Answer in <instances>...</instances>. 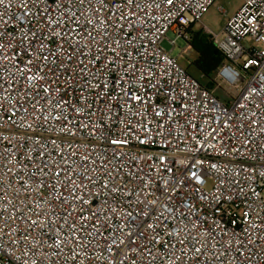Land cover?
I'll list each match as a JSON object with an SVG mask.
<instances>
[{"label": "built area", "instance_id": "obj_1", "mask_svg": "<svg viewBox=\"0 0 264 264\" xmlns=\"http://www.w3.org/2000/svg\"><path fill=\"white\" fill-rule=\"evenodd\" d=\"M215 1L0 3V264H264V0L229 103L172 56Z\"/></svg>", "mask_w": 264, "mask_h": 264}, {"label": "rangeland", "instance_id": "obj_2", "mask_svg": "<svg viewBox=\"0 0 264 264\" xmlns=\"http://www.w3.org/2000/svg\"><path fill=\"white\" fill-rule=\"evenodd\" d=\"M241 5L242 0H216L203 17L200 28L195 26L194 31H199L206 26L213 32L220 33L225 27L227 18L223 14L219 13V7H223L227 12V16L231 17L240 9ZM174 38L175 37L171 32L167 34L166 39L163 42V48L166 51L169 52L172 49V45L169 40H173ZM172 56L177 58L179 65L187 68L196 78H200L193 68L196 53L190 44H188L185 40L180 39L177 42V46L172 52ZM216 80V87L212 91L215 95H218L221 100L230 101L238 95L241 85L230 86L217 77Z\"/></svg>", "mask_w": 264, "mask_h": 264}, {"label": "trees", "instance_id": "obj_3", "mask_svg": "<svg viewBox=\"0 0 264 264\" xmlns=\"http://www.w3.org/2000/svg\"><path fill=\"white\" fill-rule=\"evenodd\" d=\"M191 33L192 41L190 46L196 53L193 68L200 77L199 81L201 84L209 90H213L217 84L216 77L221 79L217 73L218 67L226 60V57L217 49L210 36L204 33L203 30H192ZM189 73L191 74L190 71ZM216 96L220 99L218 95ZM224 102L229 103L230 101Z\"/></svg>", "mask_w": 264, "mask_h": 264}, {"label": "snow or ice", "instance_id": "obj_4", "mask_svg": "<svg viewBox=\"0 0 264 264\" xmlns=\"http://www.w3.org/2000/svg\"><path fill=\"white\" fill-rule=\"evenodd\" d=\"M3 2V0H0V3H2ZM169 2H171V0H169ZM113 143H117L116 141H113Z\"/></svg>", "mask_w": 264, "mask_h": 264}]
</instances>
